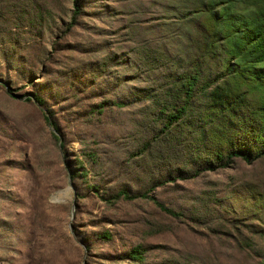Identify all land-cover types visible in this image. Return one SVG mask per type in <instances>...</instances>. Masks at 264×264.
Returning a JSON list of instances; mask_svg holds the SVG:
<instances>
[{
  "label": "rangeland",
  "instance_id": "374dc122",
  "mask_svg": "<svg viewBox=\"0 0 264 264\" xmlns=\"http://www.w3.org/2000/svg\"><path fill=\"white\" fill-rule=\"evenodd\" d=\"M33 1L42 18L29 23L9 7L21 5L30 12L31 0H0V264H133L122 255L136 244L147 249L146 264H260L264 234L249 233L238 221L264 229V212H253L255 196L264 193V158L237 160L228 168L156 187L151 194L182 212L180 218L150 199L108 203L100 196L115 193L124 182L120 173L127 149L150 132L144 127L146 103L130 102L129 95L158 84L165 67L147 65L142 48L190 59L192 30L179 16L192 6L183 0H83L71 24V0ZM113 55L119 64L104 75H86L90 64L101 70ZM31 93L47 99L71 161L85 149H97L108 159L116 156L111 166L96 174L87 165L86 179L72 180L53 127L36 103L21 98ZM112 98L127 104L110 106L94 120L85 117L91 106ZM197 210L209 212L211 227L221 231L192 220ZM234 224L242 227L249 247L236 244ZM105 231L109 239L102 237Z\"/></svg>",
  "mask_w": 264,
  "mask_h": 264
},
{
  "label": "trees",
  "instance_id": "16d2710c",
  "mask_svg": "<svg viewBox=\"0 0 264 264\" xmlns=\"http://www.w3.org/2000/svg\"><path fill=\"white\" fill-rule=\"evenodd\" d=\"M71 2L70 23L73 24L84 1ZM183 3L192 6L179 18L194 32V37L188 32L194 54L190 59H172L164 53L158 55L146 46L142 48L147 65L165 67L158 84L138 87L129 95L130 102L146 103L142 107L144 127L150 132L140 143L127 149L120 173L126 175L124 182L118 184L115 193L106 192V197L100 195L108 203L120 198L150 199L163 212L176 218L183 213L157 201L151 194L156 187L228 168L237 160L252 163L264 158V0H183ZM31 5L30 12L21 5H11L9 9L17 18L34 23L42 18V11L33 0ZM14 22L18 24V21ZM119 62L121 60L113 55L107 58L101 70L88 64L86 75L95 72L104 75L106 69ZM172 66L175 68L166 69ZM5 85L11 93L12 88ZM58 95L63 97L59 90ZM21 98L36 103L53 127L52 135L65 152L64 162L72 180L79 176L86 179L89 175L87 165L96 169V174L111 166L110 161L116 156L110 155L108 159L97 149H85L71 161L65 150L64 134L53 117V110L47 107L45 96L31 93L21 95ZM126 104L127 101L112 98L99 103L97 108L91 106L89 116L85 117L94 120V114H101L110 106L120 108ZM138 182L143 185L136 187ZM87 186L99 193L95 185L87 183ZM80 189L79 185L77 198L82 195ZM254 201L257 205L253 212L263 213L264 193H258ZM210 214L214 216L212 211ZM192 216V220L204 224L207 229L221 231L217 226L211 227L213 219H209V212L197 210ZM238 223L249 233L264 234V229H254L242 221ZM241 226L233 225L236 244L249 247L248 237L241 235ZM109 236L108 231L102 233L106 239ZM84 243L90 250L88 241ZM146 250L136 244L122 257L133 264H146ZM259 263L264 264V259Z\"/></svg>",
  "mask_w": 264,
  "mask_h": 264
},
{
  "label": "water",
  "instance_id": "95a60500",
  "mask_svg": "<svg viewBox=\"0 0 264 264\" xmlns=\"http://www.w3.org/2000/svg\"><path fill=\"white\" fill-rule=\"evenodd\" d=\"M53 131H54V129H52ZM72 186V185H71ZM70 189V187H67L65 190L67 191V190H69ZM73 189L75 190V187L73 186ZM73 213H74V204L72 205V207H71V214H72V219H73ZM70 229H71V231H72V227L70 226ZM73 232V231H72ZM79 243H80V245H82V247L85 249V245H84V243L82 242V241H79Z\"/></svg>",
  "mask_w": 264,
  "mask_h": 264
},
{
  "label": "bare ground",
  "instance_id": "6f19581e",
  "mask_svg": "<svg viewBox=\"0 0 264 264\" xmlns=\"http://www.w3.org/2000/svg\"><path fill=\"white\" fill-rule=\"evenodd\" d=\"M66 194H68V192L66 190H64Z\"/></svg>",
  "mask_w": 264,
  "mask_h": 264
}]
</instances>
